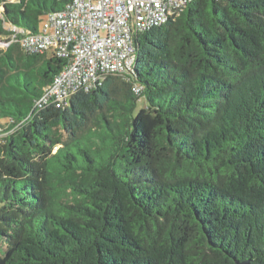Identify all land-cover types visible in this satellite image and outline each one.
Here are the masks:
<instances>
[{
  "label": "trees",
  "instance_id": "1",
  "mask_svg": "<svg viewBox=\"0 0 264 264\" xmlns=\"http://www.w3.org/2000/svg\"><path fill=\"white\" fill-rule=\"evenodd\" d=\"M68 1L0 0V44ZM135 43L33 113L66 61L0 50V264H264V0H190Z\"/></svg>",
  "mask_w": 264,
  "mask_h": 264
},
{
  "label": "built area",
  "instance_id": "2",
  "mask_svg": "<svg viewBox=\"0 0 264 264\" xmlns=\"http://www.w3.org/2000/svg\"><path fill=\"white\" fill-rule=\"evenodd\" d=\"M189 1L69 0L64 9L45 13L34 35L12 27V39L4 47L18 43L27 54L66 61L34 102L32 113L65 109L72 95L93 91L111 75L128 73L136 61V36L165 24Z\"/></svg>",
  "mask_w": 264,
  "mask_h": 264
},
{
  "label": "rangeland",
  "instance_id": "3",
  "mask_svg": "<svg viewBox=\"0 0 264 264\" xmlns=\"http://www.w3.org/2000/svg\"><path fill=\"white\" fill-rule=\"evenodd\" d=\"M9 2H15V0H9ZM0 50H5L4 44H0ZM4 122L2 121V124ZM5 134L0 133V138L4 137ZM5 248H7V244L4 239H0V257L4 254Z\"/></svg>",
  "mask_w": 264,
  "mask_h": 264
},
{
  "label": "crops",
  "instance_id": "4",
  "mask_svg": "<svg viewBox=\"0 0 264 264\" xmlns=\"http://www.w3.org/2000/svg\"><path fill=\"white\" fill-rule=\"evenodd\" d=\"M47 55V54H46ZM48 56V55H47Z\"/></svg>",
  "mask_w": 264,
  "mask_h": 264
}]
</instances>
